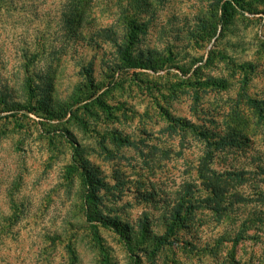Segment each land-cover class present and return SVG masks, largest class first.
Listing matches in <instances>:
<instances>
[{
  "label": "rangeland",
  "instance_id": "374dc122",
  "mask_svg": "<svg viewBox=\"0 0 264 264\" xmlns=\"http://www.w3.org/2000/svg\"><path fill=\"white\" fill-rule=\"evenodd\" d=\"M250 1L255 14L204 31L198 20H215L210 1L150 0L140 12L148 27L129 45L147 68L123 72L109 41L125 43L120 0H0V264H128V230L144 264H224L231 244L217 240L234 233L233 213L217 222L199 209L152 248L180 191L208 194L195 170L202 141L171 129L166 114L228 133L215 122L240 82L223 90L208 80L234 63L264 64V0ZM248 89L264 95V65ZM234 149L216 148L213 168L250 167L256 153ZM78 166L92 170L94 200ZM90 217L109 260L90 241ZM263 248L244 240L238 258L257 262Z\"/></svg>",
  "mask_w": 264,
  "mask_h": 264
},
{
  "label": "trees",
  "instance_id": "16d2710c",
  "mask_svg": "<svg viewBox=\"0 0 264 264\" xmlns=\"http://www.w3.org/2000/svg\"><path fill=\"white\" fill-rule=\"evenodd\" d=\"M126 1L128 2L126 3ZM207 1H210V15L215 17V20H198V22H203L204 31L208 28L210 29L207 31H210L219 24L227 27V25L233 23L236 16L241 12L249 11L255 14L258 11V8L254 6L255 3H251L250 0ZM143 4L148 7L152 6L150 0H120V13L117 24L124 26L126 30L124 39L127 44H121L117 40L118 38H109V41L115 44L116 51L118 50L117 53L123 61L117 67L123 72L147 68L142 59L132 57V51L129 49V45L134 42L138 32L140 33V30L147 25V21L140 18ZM260 65H264L263 62L234 63L228 67L231 71L230 74L225 75L223 78H214V82L211 79L208 80V84L211 83L223 90L228 88L231 80L240 82L236 96L229 97V101L221 106V121L216 120L215 122L218 126L223 125L228 132L227 134L218 135L206 125L196 124L188 119L176 118L171 114H166L167 119L172 122L171 129L178 126L182 132H186L185 130L188 128L195 137L202 141L204 149L201 156H199L195 170L200 184L204 186L205 192L208 191V194H204V190L199 191L196 185L189 186L190 188L185 192L180 191L178 194L180 197L173 205L174 213L171 221H166L168 223L166 234L155 237V245L152 249L157 250L160 246L170 244L168 235L174 233L179 223L180 227H187L188 220L193 221L195 212L206 208L215 212L217 222H221L228 214L233 213L236 216L234 233L225 234L217 240L219 246L225 247L226 244H231L230 248L226 250L224 264H264V248L261 250L257 262H253V259L242 261L237 254V247L244 240H254L257 243L264 244V95L252 94L248 89L249 83ZM135 73L138 74L133 71L132 75H135ZM90 97L92 96L90 95ZM78 102H81V100H78ZM120 139L126 140L124 137ZM227 146L234 147V153L240 151V154H246V148L255 152V156L250 158L251 166L239 169L228 166L223 171L214 169L212 165L216 157V148H226ZM78 167L83 169L84 183L88 187L90 186V189L87 190L89 193L88 198L94 200L92 170ZM90 219L92 217L88 219L89 222L87 223H91L94 230L91 233L90 241L99 248L102 260H109L106 257L108 251L100 232H98L99 227L97 224H92L94 221ZM98 219L96 222L100 225L111 226L109 219H105L102 215ZM150 224V218L147 216L143 223V230L148 237L149 235L150 237L153 236V233L149 230ZM124 238L130 255L129 259H131L128 264H144L141 256L135 253L137 245L134 243L135 238L130 230L124 234ZM140 249L149 256L145 247Z\"/></svg>",
  "mask_w": 264,
  "mask_h": 264
}]
</instances>
